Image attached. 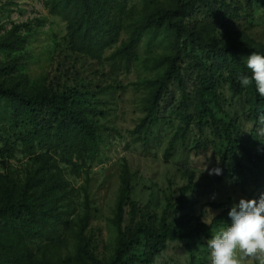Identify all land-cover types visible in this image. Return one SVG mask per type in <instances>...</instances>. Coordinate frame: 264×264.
I'll list each match as a JSON object with an SVG mask.
<instances>
[{"label":"trees","instance_id":"16d2710c","mask_svg":"<svg viewBox=\"0 0 264 264\" xmlns=\"http://www.w3.org/2000/svg\"><path fill=\"white\" fill-rule=\"evenodd\" d=\"M41 2L66 24L65 47L58 48L65 60L98 63L102 71L92 76L107 84L95 86L76 61L61 65L55 76L34 78L27 65L35 27L0 25V264H157L177 248L183 260L175 264H205L206 240L228 225L235 200L199 206L197 171L182 167L184 182H169L159 213L152 202L134 199L138 173L128 160L109 219L117 238L110 252L100 253L89 170L104 162L116 136L125 138L103 123L110 109L96 106L127 89L121 79L137 70L145 47L144 66L152 74L131 85L141 94L142 117L127 150L149 152L156 131L167 126L174 129L165 151L170 161L194 134L197 153L211 148L219 159L221 186L226 182L243 192L254 187L261 194L264 97L254 84L242 87L240 77L251 76L248 56L264 54V41L250 23L264 0ZM14 4L0 0V22ZM225 87L233 99L244 100L242 116H231ZM18 153L31 159L24 173L12 164ZM69 174L87 176L80 207ZM211 212L216 215L208 222Z\"/></svg>","mask_w":264,"mask_h":264},{"label":"rangeland","instance_id":"374dc122","mask_svg":"<svg viewBox=\"0 0 264 264\" xmlns=\"http://www.w3.org/2000/svg\"><path fill=\"white\" fill-rule=\"evenodd\" d=\"M2 1H12L15 4L8 6L3 11L0 25L5 24L6 29H10L14 24L30 23L38 32L31 39L29 47L31 59L27 65V70L31 76L34 78L45 75L55 76L61 65L72 66L76 61L75 58H69L66 61L64 54L61 52L62 50L58 49L63 46V40L66 36V24L62 19L50 15L41 0ZM250 23L255 27L254 35L264 41V7H257L254 10V17ZM146 53L147 50L143 47L141 49L143 62L138 65L137 70L122 77L123 87H127V89H118L112 96L105 97L106 106H96L99 109H110V114L106 120H103V123L109 128L119 130L125 138V140H121L119 136H116L113 148L106 152L107 157L104 162L95 164L89 170L91 183L88 191L95 215L92 227L97 233L101 254L110 252L117 238V233L111 226L109 219L114 216L115 204L121 187L122 165L126 160L130 162L134 172L138 173L134 182L136 187L133 194L134 199L143 204L152 202L153 208L159 213H161L165 204L164 196L169 191V182L173 181L178 186L183 184L182 167L197 171L196 181L201 186V193L197 197L200 202L199 206L207 202L228 201L230 198L238 202L240 198L253 199L258 198L260 195L254 187H250L243 192L234 189L233 185H227L226 182L221 186V176L210 174L213 169H221L219 159H217L211 148L208 151L203 150L197 153L194 134H191L186 142L178 145L177 153L170 161H166L165 151L174 129L167 126L156 131L157 137L153 138L149 152L145 153L140 149V154L136 155L127 150L126 146L131 140V131L135 129L142 117V112L139 109L141 94L136 92L131 85L133 82L152 74L151 68L144 66V61L147 59ZM77 61L75 63L77 66L79 65L80 70L85 72L86 79L90 78L95 86L107 84H103L101 77L92 76V73L97 70L102 71L98 63ZM107 82L116 85L112 79ZM222 92L230 99L229 112L231 116L236 117V114L242 116L246 111L244 100L233 99V96L228 93L227 87ZM244 129L249 131L246 124H244ZM12 164L15 170L24 173L30 167L31 159L23 153H18L17 159ZM68 179L71 181L72 186L76 188L75 201H77V206L80 207L85 201L83 188L86 187L87 176L83 174L81 178H77L69 174ZM261 193H264V190H261ZM214 215L216 213L211 212L209 214L208 222ZM181 253V248L172 249L159 259L157 264L178 263L179 260H183ZM205 264H210L209 254L205 257Z\"/></svg>","mask_w":264,"mask_h":264},{"label":"clouds","instance_id":"9594fccd","mask_svg":"<svg viewBox=\"0 0 264 264\" xmlns=\"http://www.w3.org/2000/svg\"><path fill=\"white\" fill-rule=\"evenodd\" d=\"M246 67L251 76L242 75L241 86L254 84L264 97V54L248 56ZM210 174L220 175L221 169H213ZM227 216L228 225L206 240L210 264H264V193L258 198H240L232 204Z\"/></svg>","mask_w":264,"mask_h":264}]
</instances>
